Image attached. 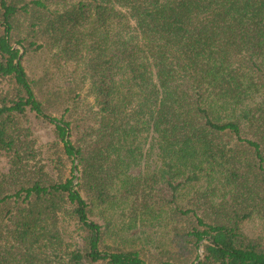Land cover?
I'll use <instances>...</instances> for the list:
<instances>
[{
	"label": "trees",
	"instance_id": "16d2710c",
	"mask_svg": "<svg viewBox=\"0 0 264 264\" xmlns=\"http://www.w3.org/2000/svg\"><path fill=\"white\" fill-rule=\"evenodd\" d=\"M0 157V264H264V0H0Z\"/></svg>",
	"mask_w": 264,
	"mask_h": 264
},
{
	"label": "rangeland",
	"instance_id": "374dc122",
	"mask_svg": "<svg viewBox=\"0 0 264 264\" xmlns=\"http://www.w3.org/2000/svg\"><path fill=\"white\" fill-rule=\"evenodd\" d=\"M35 129V133L39 136L40 142L43 145V150H46L48 143H50L51 139L53 138L52 133L50 131V126L43 121H40V123H38L37 120H35ZM46 160L48 161V159ZM4 166V159L0 157V168ZM75 174H77V172H75ZM262 226V223L258 220L248 224L247 229L251 234H255L262 229Z\"/></svg>",
	"mask_w": 264,
	"mask_h": 264
}]
</instances>
